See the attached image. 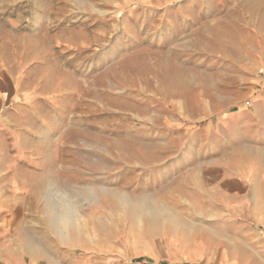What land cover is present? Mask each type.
I'll use <instances>...</instances> for the list:
<instances>
[{
	"label": "rangeland",
	"instance_id": "1",
	"mask_svg": "<svg viewBox=\"0 0 264 264\" xmlns=\"http://www.w3.org/2000/svg\"><path fill=\"white\" fill-rule=\"evenodd\" d=\"M259 35L264 0H0V143L50 172L41 264H264L195 165L228 148L264 170Z\"/></svg>",
	"mask_w": 264,
	"mask_h": 264
},
{
	"label": "crops",
	"instance_id": "2",
	"mask_svg": "<svg viewBox=\"0 0 264 264\" xmlns=\"http://www.w3.org/2000/svg\"><path fill=\"white\" fill-rule=\"evenodd\" d=\"M256 30L260 33L258 28ZM259 37L264 40V36ZM254 39L259 47V38L254 35ZM256 57L264 59V54L257 53ZM258 100L264 104V93ZM257 117L256 110L234 112L229 120L232 127V130L228 128L229 138L235 139L241 131L245 134L246 128L239 126ZM2 130L0 126V136L4 135ZM17 148L7 142L0 143V264H26L27 255L30 256L29 264H41L46 245L43 243L41 220L32 217L42 215V210L32 206L41 199L35 195V190L40 188L42 176L46 174L48 179L50 172L43 169L41 160L32 159L31 149L23 151ZM253 162L256 161L240 157L226 148L212 152L206 160H198L195 164L202 180V186L196 193L201 200L217 209L226 224L233 225L240 233L250 232L254 226L264 231V218L255 209L256 202L264 198V192L258 191L260 186H264V170ZM206 213L198 211L196 214ZM250 233L256 245L264 243L263 236ZM240 244L252 247L244 245L245 242ZM32 246L38 250L30 252ZM254 256L264 263V253L257 251ZM223 262L242 264L247 261L224 257Z\"/></svg>",
	"mask_w": 264,
	"mask_h": 264
}]
</instances>
